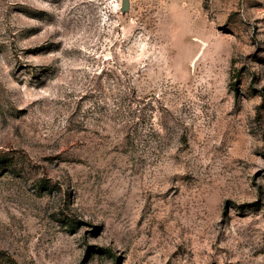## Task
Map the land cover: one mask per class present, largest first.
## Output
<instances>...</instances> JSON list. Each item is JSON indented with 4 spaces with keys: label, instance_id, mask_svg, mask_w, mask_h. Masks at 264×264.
Here are the masks:
<instances>
[{
    "label": "rangeland",
    "instance_id": "rangeland-1",
    "mask_svg": "<svg viewBox=\"0 0 264 264\" xmlns=\"http://www.w3.org/2000/svg\"><path fill=\"white\" fill-rule=\"evenodd\" d=\"M0 264H264V0H0Z\"/></svg>",
    "mask_w": 264,
    "mask_h": 264
},
{
    "label": "water",
    "instance_id": "water-1",
    "mask_svg": "<svg viewBox=\"0 0 264 264\" xmlns=\"http://www.w3.org/2000/svg\"><path fill=\"white\" fill-rule=\"evenodd\" d=\"M124 7L127 8L128 7V4L127 2H124Z\"/></svg>",
    "mask_w": 264,
    "mask_h": 264
}]
</instances>
